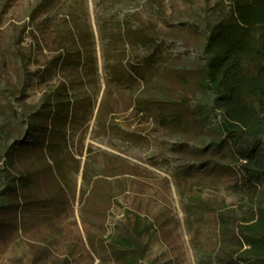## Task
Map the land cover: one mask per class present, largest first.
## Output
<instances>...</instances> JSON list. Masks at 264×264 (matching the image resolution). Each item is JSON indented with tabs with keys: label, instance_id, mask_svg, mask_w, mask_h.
I'll use <instances>...</instances> for the list:
<instances>
[{
	"label": "rangeland",
	"instance_id": "1",
	"mask_svg": "<svg viewBox=\"0 0 264 264\" xmlns=\"http://www.w3.org/2000/svg\"><path fill=\"white\" fill-rule=\"evenodd\" d=\"M230 10L231 0H0V264H120L109 240L136 215L140 264H215L216 215L202 207L240 196L231 173L195 154L223 138L199 78L207 27ZM187 96L182 113L157 107ZM58 101L72 104L66 145L47 119Z\"/></svg>",
	"mask_w": 264,
	"mask_h": 264
},
{
	"label": "trees",
	"instance_id": "2",
	"mask_svg": "<svg viewBox=\"0 0 264 264\" xmlns=\"http://www.w3.org/2000/svg\"><path fill=\"white\" fill-rule=\"evenodd\" d=\"M203 51L199 82L214 95L212 111L221 117L223 138L211 151L195 154L210 171L231 173V189L240 200L231 205L216 200L208 208L198 196L191 200L216 215L215 264H264V0H231V10L208 25ZM192 100L187 96L180 108L157 107L163 114L182 113ZM71 113V102L58 101L47 114L49 123L58 121L65 145ZM145 232L136 215L127 233L109 240L120 264H140Z\"/></svg>",
	"mask_w": 264,
	"mask_h": 264
}]
</instances>
